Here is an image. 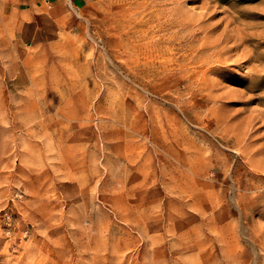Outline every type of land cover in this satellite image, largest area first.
I'll list each match as a JSON object with an SVG mask.
<instances>
[{"label": "rangeland", "instance_id": "obj_1", "mask_svg": "<svg viewBox=\"0 0 264 264\" xmlns=\"http://www.w3.org/2000/svg\"><path fill=\"white\" fill-rule=\"evenodd\" d=\"M0 264H264V0H0Z\"/></svg>", "mask_w": 264, "mask_h": 264}]
</instances>
